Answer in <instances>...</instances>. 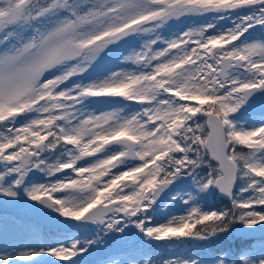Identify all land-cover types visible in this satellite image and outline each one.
<instances>
[{
  "label": "snow or ice",
  "instance_id": "1",
  "mask_svg": "<svg viewBox=\"0 0 264 264\" xmlns=\"http://www.w3.org/2000/svg\"><path fill=\"white\" fill-rule=\"evenodd\" d=\"M0 264H264V0H0Z\"/></svg>",
  "mask_w": 264,
  "mask_h": 264
},
{
  "label": "rangeland",
  "instance_id": "2",
  "mask_svg": "<svg viewBox=\"0 0 264 264\" xmlns=\"http://www.w3.org/2000/svg\"><path fill=\"white\" fill-rule=\"evenodd\" d=\"M196 19H197V18H193V19L187 21V23H188V24H194V23L196 22ZM174 211H175V210H174ZM161 219H162V218H161ZM21 223H32V224H35L36 222H34V220L31 219V218H25L24 220L21 221ZM12 235H13V233H12V231L10 230V242H11V236H12ZM155 250L159 253V254H157V252H156V257H157V258H158L159 256H161V255H165V256L176 255V256H178V257H181V256H179V255L175 252V247H174V246H173V247H170V248H168V249H164L163 247H157ZM193 251H194V250L189 251L188 254H191ZM124 258H126V257H125V255H124L123 253L115 254V255L112 256V259H113V260H117V261H119V260H121V259H124Z\"/></svg>",
  "mask_w": 264,
  "mask_h": 264
},
{
  "label": "trees",
  "instance_id": "3",
  "mask_svg": "<svg viewBox=\"0 0 264 264\" xmlns=\"http://www.w3.org/2000/svg\"><path fill=\"white\" fill-rule=\"evenodd\" d=\"M223 203L224 202H222V201H217L216 202V205L217 206H223ZM247 243H249L248 241H244V240H237V241H235V243H234V247H243V246H245ZM179 252L180 253H187V252H189V250H179Z\"/></svg>",
  "mask_w": 264,
  "mask_h": 264
},
{
  "label": "water",
  "instance_id": "4",
  "mask_svg": "<svg viewBox=\"0 0 264 264\" xmlns=\"http://www.w3.org/2000/svg\"><path fill=\"white\" fill-rule=\"evenodd\" d=\"M253 238H258V237H252V238H245V239H253Z\"/></svg>",
  "mask_w": 264,
  "mask_h": 264
}]
</instances>
